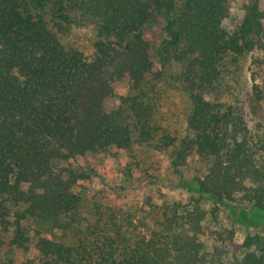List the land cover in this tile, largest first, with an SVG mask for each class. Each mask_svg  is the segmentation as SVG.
<instances>
[{
  "label": "trees",
  "instance_id": "obj_1",
  "mask_svg": "<svg viewBox=\"0 0 264 264\" xmlns=\"http://www.w3.org/2000/svg\"><path fill=\"white\" fill-rule=\"evenodd\" d=\"M231 3L0 0V231L9 251L33 249L26 264H262L248 250L238 260L233 229L215 222L226 207L234 225L264 226V0H248L229 31ZM73 26L92 28L91 56L64 44ZM158 26L154 48L147 33ZM247 58L249 95L228 101ZM166 84L189 103L180 139L158 113ZM117 85L126 92L111 108ZM141 147L170 154L186 203L106 204L109 191L74 167Z\"/></svg>",
  "mask_w": 264,
  "mask_h": 264
},
{
  "label": "rangeland",
  "instance_id": "obj_2",
  "mask_svg": "<svg viewBox=\"0 0 264 264\" xmlns=\"http://www.w3.org/2000/svg\"><path fill=\"white\" fill-rule=\"evenodd\" d=\"M230 18L224 22V27L231 31L242 19L243 6L248 0H231ZM160 26L147 33V40L152 47L161 43L159 32ZM92 28L86 26H73L69 35L63 42L66 46H74L85 52L87 56L93 54ZM248 60V58H247ZM249 60L240 65L238 72L239 82L233 92L229 94L228 101H243L250 92L249 81ZM237 72V70H236ZM235 80H232L234 83ZM240 81L241 87H240ZM117 97L109 101L111 108L119 104V97L126 92V86H116ZM239 99V100H238ZM158 113L162 118L171 136L178 139L186 135L185 123L188 111V100L184 94L172 85L162 87L161 98L159 99ZM251 129L257 124L255 118H247ZM77 168H85L91 171L89 184L91 188L98 191H109V199L102 198L103 202L112 205H140L145 199H151L155 204L163 200L180 201L186 203L189 194L180 188V177L172 167V160L169 153H162L152 148H139L134 157L123 151L113 150L108 155H100L77 161L74 165ZM205 209L210 210L212 205L205 204ZM220 228L233 229L234 237L232 242V253L242 260L245 253L253 252L257 258H263L264 264V226L255 228L241 227L234 225L226 214V207H222L220 214L215 221ZM11 236L0 231V264H26L34 262L37 253L33 249L27 252L9 251L7 243ZM252 244L251 249L247 245Z\"/></svg>",
  "mask_w": 264,
  "mask_h": 264
}]
</instances>
